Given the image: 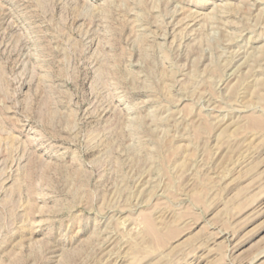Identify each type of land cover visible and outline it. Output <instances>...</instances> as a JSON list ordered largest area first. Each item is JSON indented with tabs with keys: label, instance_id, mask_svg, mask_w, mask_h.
Here are the masks:
<instances>
[{
	"label": "rangeland",
	"instance_id": "1",
	"mask_svg": "<svg viewBox=\"0 0 264 264\" xmlns=\"http://www.w3.org/2000/svg\"><path fill=\"white\" fill-rule=\"evenodd\" d=\"M0 264H264V0H0Z\"/></svg>",
	"mask_w": 264,
	"mask_h": 264
}]
</instances>
